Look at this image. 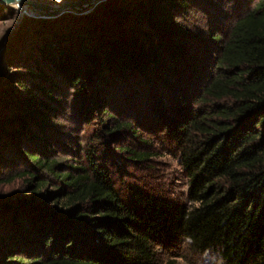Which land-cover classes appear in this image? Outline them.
I'll list each match as a JSON object with an SVG mask.
<instances>
[{
  "label": "trees",
  "instance_id": "obj_1",
  "mask_svg": "<svg viewBox=\"0 0 264 264\" xmlns=\"http://www.w3.org/2000/svg\"><path fill=\"white\" fill-rule=\"evenodd\" d=\"M110 2L128 33L91 14L68 15L80 22L64 29L35 18L40 42L0 62V185L22 176L25 188L0 197V264H179L157 249L182 239L228 264H264V0L226 41L211 33L221 44L203 68L190 45L199 35L179 19L189 0ZM69 100L81 121H101L97 139L151 146L143 129L157 128L188 178L187 201L118 183L115 163L154 151L116 145L113 165L97 147L75 152L58 123ZM138 104L135 119L121 115ZM20 162L27 169L6 179Z\"/></svg>",
  "mask_w": 264,
  "mask_h": 264
},
{
  "label": "rangeland",
  "instance_id": "obj_2",
  "mask_svg": "<svg viewBox=\"0 0 264 264\" xmlns=\"http://www.w3.org/2000/svg\"><path fill=\"white\" fill-rule=\"evenodd\" d=\"M47 2L50 4H61L64 1L69 0H37ZM112 4H118L121 0H104L98 4L82 11H70L66 12L64 16L60 17H42L31 7L24 14L23 18L19 21L20 7L17 4L5 5L4 9H0V62H2L6 53H8L10 47L16 49L15 55H18L24 51L28 52L30 47L35 46L40 42V37L33 33L34 25L32 26L35 18H45L52 20H61L65 22H59L56 25L58 29H64L65 23L69 22L68 26L74 28L78 25L76 19H70L68 15L72 17H78L84 21V16L91 14L94 20L104 19L107 26L112 27L119 32L128 33L125 28L117 27L114 23L113 14L111 13ZM257 0H189V9L186 12H181L179 19L189 29L196 32L199 38L192 40L191 48L194 50L197 62L199 66H205L207 63H211L209 54L211 51H217L220 46V42L214 43L211 39L212 34H219L223 40H227L234 22L253 8L254 3ZM127 2V0H126ZM67 17V18H65ZM71 17V16H70ZM80 22V21H79ZM90 24V23H89ZM120 32V33H121ZM44 34V33H43ZM9 43V44H8ZM69 107L59 113L58 123L60 125V131L67 141L66 144H71L75 152H80L84 157L86 152L94 150L95 147L99 149V156L104 162H108L113 165V156L116 151V145L119 144H133L134 147L140 149L151 150L156 152V155L152 157L149 162H129L121 160L118 164H114L115 176L118 179V183L140 185L150 184L160 189H163L166 194L172 199L187 201L188 191V178L185 171L180 164L179 158L171 153V151L164 149V142H158L156 137L159 135L157 128H153L151 132L147 129H143V136L150 138L151 146H145L139 143V141L133 138L131 135H124L119 138L118 141H112V138L107 137L104 139H97L92 137L96 128H100V120L93 119L91 122L81 121L75 116L72 109V100H69ZM134 105V104H133ZM143 107L138 104L136 107H129V110H125L121 115H125L127 118L135 119L136 115L131 113V109L137 111L143 110ZM145 108V107H144ZM103 118V117H102ZM140 119V118H139ZM144 120V118H142ZM149 121V122H148ZM146 121V124H150V119ZM144 124V122L142 123ZM154 138V140L152 139ZM79 143V145H77ZM64 150L65 148H61ZM62 159L66 156V151L60 153ZM74 155V154H73ZM28 166L24 162L17 163L14 167L4 168L6 174L5 178H9L8 174L21 173ZM24 178L17 176L11 181H6L0 185V197L3 199H13L17 194L22 195L24 193ZM190 240H178V241H163L160 247L157 249L158 255L162 259H168L171 257L177 258L179 264H228L223 256V253L218 249L207 250L204 253L197 254L189 246Z\"/></svg>",
  "mask_w": 264,
  "mask_h": 264
},
{
  "label": "water",
  "instance_id": "obj_3",
  "mask_svg": "<svg viewBox=\"0 0 264 264\" xmlns=\"http://www.w3.org/2000/svg\"><path fill=\"white\" fill-rule=\"evenodd\" d=\"M104 0H69L61 4H50L37 0H0V5L21 4L19 21L30 7L42 17H58L72 10L82 12Z\"/></svg>",
  "mask_w": 264,
  "mask_h": 264
},
{
  "label": "bare ground",
  "instance_id": "obj_4",
  "mask_svg": "<svg viewBox=\"0 0 264 264\" xmlns=\"http://www.w3.org/2000/svg\"><path fill=\"white\" fill-rule=\"evenodd\" d=\"M17 5L21 8V4H20V3H18ZM26 11H27V10H26Z\"/></svg>",
  "mask_w": 264,
  "mask_h": 264
}]
</instances>
